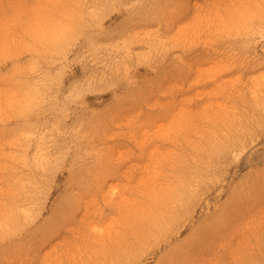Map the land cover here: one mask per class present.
Listing matches in <instances>:
<instances>
[{"label": "rangeland", "instance_id": "rangeland-1", "mask_svg": "<svg viewBox=\"0 0 264 264\" xmlns=\"http://www.w3.org/2000/svg\"><path fill=\"white\" fill-rule=\"evenodd\" d=\"M0 264H264V0H0Z\"/></svg>", "mask_w": 264, "mask_h": 264}, {"label": "bare ground", "instance_id": "bare-ground-1", "mask_svg": "<svg viewBox=\"0 0 264 264\" xmlns=\"http://www.w3.org/2000/svg\"><path fill=\"white\" fill-rule=\"evenodd\" d=\"M26 191V190H25ZM23 194V193H22ZM26 199V198H25ZM30 200V199H29Z\"/></svg>", "mask_w": 264, "mask_h": 264}]
</instances>
